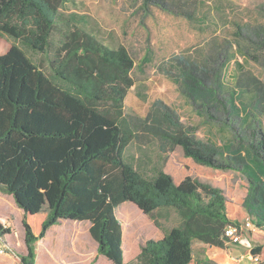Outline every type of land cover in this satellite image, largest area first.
<instances>
[{
  "label": "trees",
  "instance_id": "trees-1",
  "mask_svg": "<svg viewBox=\"0 0 264 264\" xmlns=\"http://www.w3.org/2000/svg\"><path fill=\"white\" fill-rule=\"evenodd\" d=\"M66 2L0 0V37L48 56L45 73L19 46L0 45V192L10 195L22 211L28 254L19 264H35L33 246L62 220L88 222L98 254L111 264H125L122 229L115 215L125 202L151 220L160 209L173 210L180 220L161 239L146 241L136 264H203L193 258L194 240L226 249L223 231L237 223L227 216L221 189L190 176L175 183L160 168L143 176L124 156L137 134L158 140L164 153L179 147L198 165L241 172L248 182L244 208L264 232V128L241 138L237 149L232 145L219 149L198 141L161 101L154 102L143 119L125 116L124 99L134 85L131 56L122 46L100 43L73 24L75 18L63 19L59 10ZM142 4L191 21L200 0ZM57 26L61 37L50 56ZM252 43L239 45L238 51L264 69V38ZM174 62L176 78L171 72L166 75L183 93L227 111L209 91L210 77L203 67L186 58ZM237 83L256 104L264 105L260 80L247 75ZM9 233L0 225L1 235ZM252 253L259 254L260 248Z\"/></svg>",
  "mask_w": 264,
  "mask_h": 264
},
{
  "label": "rangeland",
  "instance_id": "rangeland-1",
  "mask_svg": "<svg viewBox=\"0 0 264 264\" xmlns=\"http://www.w3.org/2000/svg\"><path fill=\"white\" fill-rule=\"evenodd\" d=\"M59 14L63 19L75 18L77 22L73 24L103 45L122 46L128 51L134 62L130 73L134 85L124 99L125 116L143 119L152 104L161 101L184 126L192 129L198 141L219 149L229 145L237 149L241 138H248L252 131L264 128V105L256 104L250 93L237 83L251 75L264 84V69L238 51L239 45L252 47V42L264 38V0H200L191 21L153 5L145 8L142 0H67ZM60 28L57 26L53 32L50 56L61 37ZM13 44L48 73L47 55L33 53L7 36L0 37V45ZM179 58L189 59L206 70L210 77L209 91L226 105L227 111L214 103L204 104L198 98L189 97L166 75L167 72L173 77L177 74L171 66ZM124 156L146 177L152 176L153 168H160L175 183L190 176L218 187L226 199L227 216L238 226L248 221L252 223L243 204L248 182L241 172L198 165L184 157L179 147L164 153L158 140L141 134L127 146ZM115 215L122 229L125 264H136V256L146 241L161 239L180 222L171 209L154 212L153 221L128 202L119 205ZM89 227L86 221L70 220H62L50 227L45 237L32 248L34 263L111 264L98 254ZM6 228L10 232L5 237L8 253L19 264L28 251L18 214L12 215V224ZM192 244L194 257L204 263L205 253L211 255L212 249L196 240ZM226 248L229 250L226 253L238 257L240 263L252 260L253 250L262 248L264 252V232L256 227L244 231L237 245L226 244ZM8 253L0 255V264H11Z\"/></svg>",
  "mask_w": 264,
  "mask_h": 264
},
{
  "label": "crops",
  "instance_id": "crops-1",
  "mask_svg": "<svg viewBox=\"0 0 264 264\" xmlns=\"http://www.w3.org/2000/svg\"><path fill=\"white\" fill-rule=\"evenodd\" d=\"M13 214H18L19 219L22 220V211L16 206L13 198L10 195L3 194L0 192V225L3 228H6L10 226V224H12ZM208 248L212 249L211 250L212 252L211 255L205 253V260L203 264H253L252 260H247L246 262L240 263L238 257H232L230 254L226 253L229 251L228 248L219 249L211 246H209ZM217 250L222 251L224 254L217 252ZM192 252H193V244H192ZM7 255L10 256L11 264L18 263L16 258L13 257L10 253H8ZM254 256H256L259 259V262L264 261V252L262 251V248L260 249V253L253 255V257ZM193 258L199 260L196 257H194V252H193Z\"/></svg>",
  "mask_w": 264,
  "mask_h": 264
},
{
  "label": "built area",
  "instance_id": "built-area-1",
  "mask_svg": "<svg viewBox=\"0 0 264 264\" xmlns=\"http://www.w3.org/2000/svg\"><path fill=\"white\" fill-rule=\"evenodd\" d=\"M255 229L254 225L251 222H245L242 226H228L224 229L223 236L228 241V244L231 245H237L243 236V232L247 230ZM6 236H3L0 234V255H4L5 253H8V247L5 240ZM253 264H258L259 259L254 256L252 258Z\"/></svg>",
  "mask_w": 264,
  "mask_h": 264
}]
</instances>
